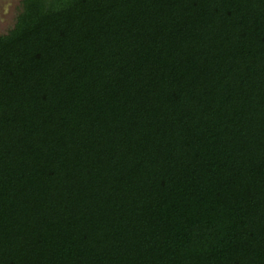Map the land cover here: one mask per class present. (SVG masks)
Segmentation results:
<instances>
[{
  "label": "trees",
  "instance_id": "obj_1",
  "mask_svg": "<svg viewBox=\"0 0 264 264\" xmlns=\"http://www.w3.org/2000/svg\"><path fill=\"white\" fill-rule=\"evenodd\" d=\"M0 264H264V0H20Z\"/></svg>",
  "mask_w": 264,
  "mask_h": 264
},
{
  "label": "rangeland",
  "instance_id": "obj_2",
  "mask_svg": "<svg viewBox=\"0 0 264 264\" xmlns=\"http://www.w3.org/2000/svg\"><path fill=\"white\" fill-rule=\"evenodd\" d=\"M19 9L20 0H0V34L12 26Z\"/></svg>",
  "mask_w": 264,
  "mask_h": 264
}]
</instances>
